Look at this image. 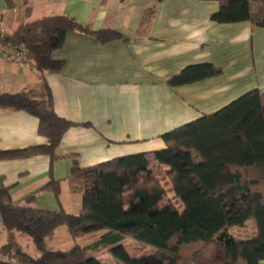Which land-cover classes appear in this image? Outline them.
<instances>
[{"label":"trees","instance_id":"obj_1","mask_svg":"<svg viewBox=\"0 0 264 264\" xmlns=\"http://www.w3.org/2000/svg\"><path fill=\"white\" fill-rule=\"evenodd\" d=\"M13 8L14 0H5ZM211 18L218 22L251 19L264 26V0H218ZM152 8L149 9L151 11ZM76 30L106 41L126 37L112 27L91 29L64 13L46 14L19 23L6 41L24 44L32 65L42 76L41 88L0 91V108L24 109L38 118L42 144L0 150V158L49 154L53 159L62 135L75 123L56 113L44 73L60 70L64 60L53 56L67 32ZM211 61L189 63L168 79L169 85L217 74ZM164 146L153 151L121 154L81 167L76 153L70 181L81 192L78 212L13 202L0 176V217L7 239L0 243V264H108L92 251L106 248L122 264H258L264 258V91L252 88L220 108L167 130ZM167 165V182L152 171L151 156ZM58 197V179L43 185ZM255 222L248 237L238 238L230 227ZM65 225L74 238L102 230L92 242L75 241L68 248L48 244L55 229ZM31 238L34 250L19 241ZM132 239L152 251L131 253Z\"/></svg>","mask_w":264,"mask_h":264},{"label":"crops","instance_id":"obj_2","mask_svg":"<svg viewBox=\"0 0 264 264\" xmlns=\"http://www.w3.org/2000/svg\"><path fill=\"white\" fill-rule=\"evenodd\" d=\"M14 5L9 9L0 0V25L8 32L21 22L64 13L91 29L115 28L126 39L101 41L85 32H67L53 53L64 60L63 66L46 71L44 78L56 113L75 123L62 135L53 159L46 153L0 158V176L13 202L24 203L34 194L31 205L62 206L76 213L81 192L72 190V160L64 156L67 153H76L84 167L121 154L150 152L164 146L161 133L212 112L247 90L264 91V26L251 19H212L218 0H14ZM201 61H211L221 71L188 83H167L186 64ZM41 83L33 65L0 56V91L26 87L38 91ZM46 141L38 132L36 115L0 108V150ZM150 166L161 180L167 176V165L153 155ZM51 178L58 179V197L43 188ZM250 224L249 230H244L245 224L234 226L240 235L231 227L230 231L235 237H248L255 230V223ZM62 226L48 238L50 246L54 247L55 233L65 232ZM101 233L82 235L92 237L83 244ZM6 239L0 219V243ZM258 264H264V258Z\"/></svg>","mask_w":264,"mask_h":264},{"label":"rangeland","instance_id":"obj_3","mask_svg":"<svg viewBox=\"0 0 264 264\" xmlns=\"http://www.w3.org/2000/svg\"><path fill=\"white\" fill-rule=\"evenodd\" d=\"M163 176H162V179L164 178L163 181H164L165 187L167 189L168 195L171 196V198L176 202V204L178 205V207H181L182 206L181 201L174 197L173 191L170 189V184L167 182V177L168 176H166V175H163ZM247 222L248 223L245 224L244 230H249L250 228H252V225L250 223H255L254 220L251 219V218L248 219ZM234 226L231 227L232 231L236 235L242 234V233L237 232V228H234ZM62 227H63V229H64L65 232L64 233H61L59 231V232L55 233V235H54V238H55L53 240V246H54V248H68L72 244H74L75 241H78L79 243L83 244V242H87V241H89V240L92 239V237H88V236H81L80 238H77L76 239L73 236H71V234L69 233L68 230H66V226H62ZM21 235L22 236L20 237V239L22 240L23 245L26 248L28 247L27 244L33 246V243H32L31 238L29 236H27L25 234H21ZM125 245H126L127 250L129 252L136 253V254H142L144 252L148 253V252L152 251V246L138 244L137 242L133 241L132 239L126 240ZM91 254L102 258V260H104L108 264H122L111 253V251L108 250V249H106V248H102L100 250L92 251Z\"/></svg>","mask_w":264,"mask_h":264},{"label":"built area","instance_id":"obj_4","mask_svg":"<svg viewBox=\"0 0 264 264\" xmlns=\"http://www.w3.org/2000/svg\"><path fill=\"white\" fill-rule=\"evenodd\" d=\"M7 36L8 31L4 26L0 25V56L14 59L20 65L32 66V61L27 55L25 45L14 46L6 41Z\"/></svg>","mask_w":264,"mask_h":264}]
</instances>
